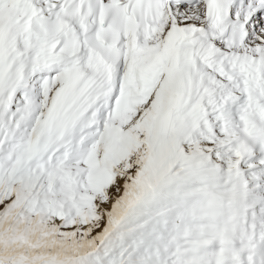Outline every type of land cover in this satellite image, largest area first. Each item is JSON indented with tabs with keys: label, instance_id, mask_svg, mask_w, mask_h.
<instances>
[{
	"label": "snow or ice",
	"instance_id": "6c2138e0",
	"mask_svg": "<svg viewBox=\"0 0 264 264\" xmlns=\"http://www.w3.org/2000/svg\"><path fill=\"white\" fill-rule=\"evenodd\" d=\"M0 264H264V0H0Z\"/></svg>",
	"mask_w": 264,
	"mask_h": 264
}]
</instances>
